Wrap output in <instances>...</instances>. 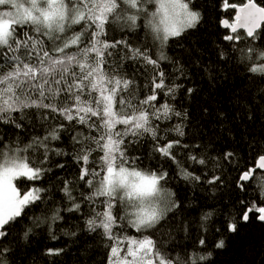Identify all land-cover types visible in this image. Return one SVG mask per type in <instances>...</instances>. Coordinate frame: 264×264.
<instances>
[{"label": "snow or ice", "instance_id": "snow-or-ice-1", "mask_svg": "<svg viewBox=\"0 0 264 264\" xmlns=\"http://www.w3.org/2000/svg\"><path fill=\"white\" fill-rule=\"evenodd\" d=\"M230 6L238 11L234 23L222 21L230 29L223 39L237 55L228 58L240 61L246 78L264 83V47L258 46L264 45V6L257 0ZM201 20L193 0H0V126L15 138L20 134L15 130L29 127L25 120L32 117L36 123L31 127L42 129L29 133L26 141L10 143L0 131V264H13V233L28 212L49 202L52 206L32 220L21 239L27 241L33 228L44 224L50 238L58 239L52 225L65 219L64 212L79 213L83 230L107 242L106 264H208L212 250L227 248L245 225L264 224V178L261 195L252 200L243 183L264 170V141H249L254 167L240 170L236 180L245 196L203 212L191 244L176 240L178 233L187 235L190 225L181 219L183 205L170 181L218 187L224 183L217 174L222 162L231 165L238 155L235 150L210 155L207 146H190L179 138L185 135L188 113L173 103L183 88L175 81L187 73L163 45ZM141 27L159 42V55L147 44L108 39L110 32L130 34ZM219 57L228 59L223 52ZM164 62L174 66L171 74ZM125 63L140 71H122ZM209 71L219 79L217 69ZM183 91L191 96L197 89ZM240 99L242 119L251 120L252 112ZM173 118L180 123L170 125ZM162 125L177 136L162 135ZM65 137L70 150L61 146ZM145 139L163 163L143 165L136 152ZM190 147L196 154L188 151L178 159V149ZM69 156L78 165L76 176H51L54 169L65 168L55 158ZM165 164L174 166V176ZM192 165L202 166L201 174L189 170ZM53 179L59 180L63 204L52 198ZM47 251L59 255L64 249Z\"/></svg>", "mask_w": 264, "mask_h": 264}, {"label": "trees", "instance_id": "trees-1", "mask_svg": "<svg viewBox=\"0 0 264 264\" xmlns=\"http://www.w3.org/2000/svg\"><path fill=\"white\" fill-rule=\"evenodd\" d=\"M240 3L241 0H193L196 10L202 14L201 22L182 37L170 39L163 45L164 52L171 59L178 60L187 73L186 77H181L175 82L183 83V88L197 89L189 96L182 88L173 101L178 110L188 113L182 126L185 135L179 138L190 146L200 144L202 149L207 146L206 151L210 155L233 150L238 153L235 162L231 165L222 162V171L217 174L222 176L224 183L218 187L204 183L193 186L180 179L170 181L168 186L177 192V197L183 205V211L180 212L181 219L186 217L190 225L187 235L182 233L176 235V240L181 244H191L195 239L199 217L203 212L214 207L223 208L237 196H245V192L236 187V180L240 170L254 167L252 160L254 153L247 148V145L249 141H264V100L260 99L264 83L246 78L248 74L243 70L240 61L228 58L237 55L231 50V42L223 39L230 30L223 27L222 20L225 18L233 20L236 10L230 5H240ZM257 3L264 6V0H257ZM113 38L126 39L133 46L150 45L155 55H159V42L153 40L147 28L141 27L130 34L120 31L110 32L108 39ZM258 46L264 47L259 43ZM220 52L228 58L226 62L220 59ZM162 66L166 73L173 72V65L164 62ZM213 68L218 70V80L213 79L216 73L209 71ZM121 70L129 74L140 71L138 65L130 66L128 63H125ZM137 79L142 80L144 77L138 75ZM241 97L253 114L251 120L242 119L243 113L238 107L242 103ZM25 123L29 127L15 130L20 133L15 138L7 126H0V131L7 133L9 143L12 139L26 141L29 133L42 132L39 127H31L36 123L34 118H26ZM176 123L180 121L173 118L170 125ZM162 135L177 136L175 132L163 128V125ZM61 146L65 150H70L67 137L64 138ZM188 151L196 154L197 150L191 147L180 148L178 159L183 158ZM136 154L140 156L143 165L148 167L163 163L156 159L147 139L138 146ZM55 159L64 163L65 168L54 169L51 176L58 175L60 179H73L76 176L78 165L70 156ZM185 163L187 166L186 161ZM164 166L168 168L170 176H174V166L168 164ZM201 167L192 165L189 170L195 168L197 174H201ZM262 178L264 171L257 169L254 180L243 182L249 185L248 200L261 195L259 185ZM49 183L55 185L51 187L52 198L63 204L60 199L61 194L57 191L59 180L53 179ZM51 206L49 202L48 205L34 207L28 212V218L22 220L13 233L17 239L11 245L13 252L9 254V260L13 264H106L107 242L96 234H89L83 230L84 218L79 213L64 212L62 215L65 219L52 225V233L58 236V239L50 238L47 224L33 228L27 241L21 239L23 230L32 227V220L37 216H43L46 209ZM84 211L86 212L87 209ZM72 232H76V235H71ZM49 248H63L64 251L59 255H49L47 251ZM208 264H264V224L252 222L245 225L241 234L231 241L227 248L212 250Z\"/></svg>", "mask_w": 264, "mask_h": 264}, {"label": "water", "instance_id": "water-1", "mask_svg": "<svg viewBox=\"0 0 264 264\" xmlns=\"http://www.w3.org/2000/svg\"><path fill=\"white\" fill-rule=\"evenodd\" d=\"M239 6V5H238ZM236 10V12L238 11V8L237 9H235ZM236 14V13H235ZM235 17V16H234ZM226 19V18H225ZM225 19H223V20H225ZM222 20V21H223ZM228 21H229V23H234L235 21H234V19L233 20H229V19H227ZM222 25H223V23H222ZM224 27V26H223ZM225 28V27H224ZM230 30V29H229ZM259 170V169H258ZM261 171H264V170H261Z\"/></svg>", "mask_w": 264, "mask_h": 264}]
</instances>
